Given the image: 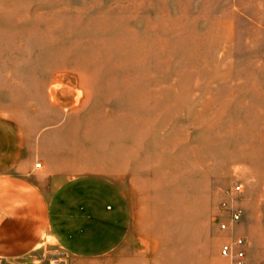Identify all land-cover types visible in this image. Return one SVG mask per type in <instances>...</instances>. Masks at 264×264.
<instances>
[{
	"label": "rangeland",
	"instance_id": "obj_1",
	"mask_svg": "<svg viewBox=\"0 0 264 264\" xmlns=\"http://www.w3.org/2000/svg\"><path fill=\"white\" fill-rule=\"evenodd\" d=\"M5 126L50 132L79 161L125 149L168 227L164 264H238L219 254L232 208L240 264H264V0H0Z\"/></svg>",
	"mask_w": 264,
	"mask_h": 264
},
{
	"label": "crops",
	"instance_id": "obj_2",
	"mask_svg": "<svg viewBox=\"0 0 264 264\" xmlns=\"http://www.w3.org/2000/svg\"><path fill=\"white\" fill-rule=\"evenodd\" d=\"M51 135L0 127V264L167 263L166 239L156 233L168 227L151 222L148 182L125 160V149L116 165L79 161L76 147L62 150L61 138ZM93 182L107 188L105 209L87 198ZM95 224L101 236L84 237Z\"/></svg>",
	"mask_w": 264,
	"mask_h": 264
},
{
	"label": "built area",
	"instance_id": "obj_3",
	"mask_svg": "<svg viewBox=\"0 0 264 264\" xmlns=\"http://www.w3.org/2000/svg\"><path fill=\"white\" fill-rule=\"evenodd\" d=\"M39 163H36L38 166ZM240 184L235 183L231 186L230 189L226 191V193L231 192H239ZM241 218V210L237 208L230 209L229 217L227 221H219L218 227L219 229H230L231 235L225 239L219 248V254L221 256L229 258L231 261H234L240 264L245 257V247H246V239L243 235H239L236 233H232L233 226L240 220ZM1 264H9L8 262H2Z\"/></svg>",
	"mask_w": 264,
	"mask_h": 264
}]
</instances>
